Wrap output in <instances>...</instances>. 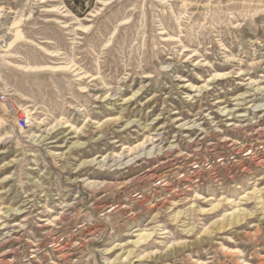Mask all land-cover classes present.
I'll list each match as a JSON object with an SVG mask.
<instances>
[{"label": "rangeland", "instance_id": "1", "mask_svg": "<svg viewBox=\"0 0 264 264\" xmlns=\"http://www.w3.org/2000/svg\"><path fill=\"white\" fill-rule=\"evenodd\" d=\"M0 25V264H261L264 111L221 109L264 75V0H0Z\"/></svg>", "mask_w": 264, "mask_h": 264}, {"label": "bare ground", "instance_id": "2", "mask_svg": "<svg viewBox=\"0 0 264 264\" xmlns=\"http://www.w3.org/2000/svg\"><path fill=\"white\" fill-rule=\"evenodd\" d=\"M262 98H264V75L261 76L258 80L248 82L247 91H245L242 95L237 96L235 98L234 106L231 109H226V108L221 109L223 112L222 116L231 115V117L229 116V119L236 120L237 122L240 121V123L241 122L243 123L248 120V116L249 114H251V112H254L255 114V112H258V111H264V107L261 106V104H259L261 107L256 105V103ZM187 125H188L187 122L181 123L179 127H182L184 129H190V125L189 126ZM230 125L236 126L234 122L231 123ZM259 130H260V127H259ZM155 135L158 136L157 134ZM156 139H159V138H156ZM12 225L8 223V225L2 226V229L5 230L6 236L10 237L11 235H14L15 232L17 231L15 229L18 227V225L17 224H12ZM60 245L61 244H59L58 246ZM0 261H2V263H5L3 260H0ZM261 264H264V256L262 257Z\"/></svg>", "mask_w": 264, "mask_h": 264}, {"label": "built area", "instance_id": "3", "mask_svg": "<svg viewBox=\"0 0 264 264\" xmlns=\"http://www.w3.org/2000/svg\"><path fill=\"white\" fill-rule=\"evenodd\" d=\"M0 99L2 101L8 102V99H7L5 94H2L0 96ZM14 118L16 119V123H17L19 128H27V127H29V122L30 121L27 119V117H23L21 115H17L16 113H14Z\"/></svg>", "mask_w": 264, "mask_h": 264}]
</instances>
